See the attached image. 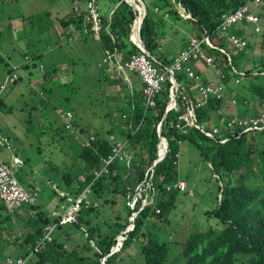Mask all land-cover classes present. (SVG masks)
<instances>
[{
	"label": "trees",
	"instance_id": "1",
	"mask_svg": "<svg viewBox=\"0 0 264 264\" xmlns=\"http://www.w3.org/2000/svg\"><path fill=\"white\" fill-rule=\"evenodd\" d=\"M110 1L117 6L113 12L105 14L101 11L103 21L98 38L103 52L109 50L113 53V60L106 63H111L114 69L117 64L123 65L142 50L136 36L139 21L136 20L139 16L137 7L126 0ZM136 1L144 13L140 37L156 66L165 68L173 60V56L160 51L159 35L162 31L158 24L167 17L188 21L191 24L190 33L199 39L206 35L214 45L209 47L204 42L203 50L221 69L219 77L223 75L227 94L232 93L230 98L235 100L233 107L244 111L240 115L253 116L261 111L264 106V53L254 61L247 52L251 47L248 42L238 49L228 40L230 34L246 36L248 24L230 26L224 30L220 24L223 14L244 5L248 13L255 15L260 23L264 18V3H260V0H155L151 6L143 0ZM79 4L82 6H75L78 10H72L58 19L61 31L68 35L65 39L69 38L70 41L76 35L71 30L78 32L77 39L82 37V41L87 40L88 36H95L89 30L90 24L84 16L85 0H79ZM250 26L253 28L252 24ZM184 44L187 46V40ZM23 58L25 63L22 68L29 70L38 61V68L44 71V66L39 62L41 53L25 52ZM197 62L191 59L188 64L193 68ZM2 63L5 62L0 57ZM12 66L0 75V83L6 75L15 72ZM53 67L47 73L50 76L58 73L57 68ZM195 73L198 76L196 81L182 72H175L174 78L178 84L174 91L175 106L165 116L172 85L169 74L155 98L154 106L144 105V85L125 98L120 96L126 100L125 109L117 120V126L107 127L106 133L89 132L80 127L72 112L67 111L71 113L69 121L75 130L94 136L90 147L83 146L75 138V133L70 134L66 128V113L63 116V128L55 129V134H59L58 129L65 130L69 140L78 144L75 154L77 165H72L71 171L62 174L63 185L73 189V199L65 214L69 222L60 224L59 217L50 218L37 204L29 205L34 216L26 215L24 226L27 229L21 235L14 234L12 239H7L15 254L6 255L2 264H6L7 258L15 261L27 256L26 264H264V129L235 131V134L227 131L213 139L192 124L194 121L195 124H202L207 120L224 125L230 118L226 114L219 123L222 113L218 111L223 106V99L210 95L204 104L195 106L198 100L196 85L208 83L203 73L198 70ZM236 79L238 83H235ZM114 82L119 84L120 81L116 79ZM3 104L0 97V109ZM190 104L194 105L193 118L188 114ZM186 117L194 121H185ZM177 124L180 126L177 127ZM122 126L124 128L117 131L116 128ZM115 132L121 135L125 144L119 155L108 160L113 155ZM111 134H115L114 139L109 138ZM220 137L227 140L221 142ZM161 140L166 150L154 164ZM185 140L196 147L217 176L220 196L218 200L216 198L217 204L211 210V215L219 220L222 227H208L190 233L182 241L177 255L172 257L170 241L162 239L158 230L170 221L168 214L176 208L179 193L187 189V183L179 177L178 170L180 145ZM179 180L186 183L184 191L166 189ZM140 187L146 188L140 191ZM104 204L108 205L111 215L102 216L103 226L99 227L94 219L98 218L99 208ZM1 210L6 211L0 203ZM5 218H9L8 213ZM53 223L57 224L58 233L43 248L29 255V248ZM68 225L82 228L87 234V242L70 244L74 236L63 227ZM66 243L70 244L69 248ZM133 245L136 257L124 256L123 252Z\"/></svg>",
	"mask_w": 264,
	"mask_h": 264
},
{
	"label": "rangeland",
	"instance_id": "2",
	"mask_svg": "<svg viewBox=\"0 0 264 264\" xmlns=\"http://www.w3.org/2000/svg\"><path fill=\"white\" fill-rule=\"evenodd\" d=\"M73 1L0 0V57L7 63L0 64V75L14 64L12 68H17L21 76L19 81L8 85L1 93L4 104L0 109V135L6 141L1 157L8 160L14 157L12 155H17L16 163H13L12 159L9 160L27 190L30 180L26 179L25 174L35 170L31 181L38 191L36 204L50 218L59 217L60 224L69 222L65 214L73 199V189L63 185L62 174L77 165L75 154L78 144L69 140L65 130L58 129L59 134H55V129L63 126V116L70 111L79 121L80 127L89 132H104L109 126H117L122 112V93L118 90L114 78L105 81L97 76L98 64L102 60L97 42L85 40L78 45L76 35L75 42H59L55 36L57 34L54 28L59 24L55 18L57 11L59 15L66 14L71 10ZM143 1L152 6L155 0ZM260 3L263 4L264 0H260ZM98 4L102 12H106V9L110 12L117 6L110 0H98ZM59 7L64 9L62 13ZM259 26V32H255L250 25L246 26V36H241L244 43L246 41L251 45L247 52L254 61L264 53V18ZM158 28L162 31L159 35L161 49L170 56L186 49L184 41L193 35L189 32L191 24L185 20L167 17L163 23L158 24ZM59 29L61 31L60 27ZM25 52L41 53L39 62L44 66V71L39 70L38 61H35L36 64L29 70L22 68ZM57 62L66 66L69 73L66 74V71L58 66L60 74H47ZM107 65L111 67V63ZM72 68L74 70L71 72ZM193 69L200 73L204 71L208 81L217 80L216 74L221 72L218 66L213 68L203 65L200 61ZM230 94L232 96V93ZM230 94L228 97H231ZM230 107L224 104L221 110L225 109L229 114H233V111L238 114L244 112L235 108H232V111ZM261 108L264 110V106ZM115 134L117 140L122 139L118 132ZM179 153V177L185 179L187 189L186 192L179 193L176 208L168 214L170 221L158 230L162 239L170 241L172 257L177 255L182 241L190 233L208 227H222L219 220L211 215V210L215 208L220 196L217 176L212 173L207 160L202 159L196 147L188 140L181 143ZM99 211L100 215L94 222L102 227V216L106 214L108 217L111 212L107 204L100 206ZM33 212L29 204H23L11 216L6 211H0V264L6 255L15 254L7 239H12L14 234L21 235L27 229L14 215L22 216L25 220L26 215L34 216ZM7 213L9 218L6 219ZM63 227L74 236L70 244L87 242V234L82 228L69 225ZM58 230L59 228L55 230V234ZM70 244L66 243V247L69 248ZM123 255L136 257L135 246L128 247Z\"/></svg>",
	"mask_w": 264,
	"mask_h": 264
},
{
	"label": "built area",
	"instance_id": "3",
	"mask_svg": "<svg viewBox=\"0 0 264 264\" xmlns=\"http://www.w3.org/2000/svg\"><path fill=\"white\" fill-rule=\"evenodd\" d=\"M258 1V0H255ZM78 10V8H76ZM83 12L86 21L90 24V31L98 37L99 31L102 29V21L103 16L98 4V0H85V5H83ZM244 24H248L253 26L254 30L258 32L260 30L259 19L248 13L247 6H241L237 10L228 12L222 15V22L220 24V28L224 30L230 26H244ZM228 40L234 44V46L238 49H242L246 41L244 43V39L241 36H237L235 34H230L228 36ZM206 42L209 47H214V45L210 42L208 36H204L199 39L196 36H192L188 40V45L186 49H182L178 52L171 62V64L165 68H160L156 66L153 62V58L149 57L145 52H141L139 54L133 55L128 61L124 62L123 65H118V68L123 70H127L130 72H135L141 79L143 83V96H144V105L154 106L155 98L157 94L162 90L163 84L166 80L167 75H172L174 77L175 72H182L188 76L191 80H198V76L196 75L194 69L191 65H189V61L191 59L202 61L206 65H209L213 68H216V64L213 61V58L207 55L203 50V44ZM113 53L109 50H106L102 63L110 62L113 60ZM27 59V58H25ZM155 61V60H154ZM100 65V64H98ZM41 68V67H40ZM219 74V73H217ZM222 76L218 77L217 80L213 82H208L206 84H197V94L198 100L195 101V106L198 107L204 104L210 95H213L216 99L226 98V88L225 84L222 81ZM19 79V74L17 72V68H15V72L6 75L3 82L0 83V89H4L7 84H14ZM174 79V78H173ZM171 80V78H170ZM237 81V80H236ZM172 85L170 87V93L174 92L177 89L178 84L171 81ZM232 103L234 101L232 100ZM175 104L173 105V107ZM191 106V108H190ZM194 105L190 104L188 106V114L194 117L192 107ZM172 107V108H173ZM166 109V108H165ZM170 110V109H169ZM168 110V111H169ZM165 112V111H164ZM167 113V112H166ZM71 118V113L66 112L64 117L66 128L69 129L70 134L75 133V138L80 140V143L83 146H91V142L94 140V136L91 134L85 135L83 133L75 130L74 127L70 124L69 119ZM185 121H194L190 120L189 117L185 118ZM196 127H198L202 132H204L207 136L215 139V136H220L222 133H226L227 131L231 134H235V131H248V130H262L264 129V110L259 111L256 115H232L227 120L222 128L212 126L208 127L204 123L195 124V121L192 123ZM177 127L180 125L177 124ZM110 139H114V135H109ZM227 140L225 137H220V141L224 142ZM124 142L122 140H117L112 148L113 155L109 156L108 160L113 159L115 156L119 155L120 151L124 146ZM3 146V139L0 137V148ZM108 162V161H107ZM16 163V161H13ZM99 173H96L98 175ZM146 188V187H145ZM145 188H139V190H144ZM175 188L179 191H184L186 188V183L182 180L177 181L172 186H167L166 189ZM38 193L33 190H27L24 188L20 180L16 175V170L12 166V164H8L3 158L0 156V203L5 207V209L9 213L15 212L19 209L23 204L32 205L36 202ZM53 230V226H48L43 235L36 241L35 245L31 249L30 254L36 252L43 248L48 241L52 239L51 232ZM26 258L19 257L15 261L12 258L6 259V264H26Z\"/></svg>",
	"mask_w": 264,
	"mask_h": 264
},
{
	"label": "crops",
	"instance_id": "4",
	"mask_svg": "<svg viewBox=\"0 0 264 264\" xmlns=\"http://www.w3.org/2000/svg\"><path fill=\"white\" fill-rule=\"evenodd\" d=\"M82 6V5H80L79 4V0H74L73 2H72V6L70 7L71 8V10H69L68 12H70V11H72V10H76V7L75 6ZM59 11H60V13H62L63 11H64V9H62V7H59ZM67 12V13H68ZM111 12H113V9L111 10ZM105 14L106 13H108V10L106 9V12H104ZM18 16V15H17ZM17 16H14V17H17ZM61 16H63V15H59V12L57 11V13H56V16H55V18H56V20H58ZM16 19H18V18H16ZM56 28H58V30L56 29ZM56 28H54L55 29V31H56V34L57 35H55V34H52V35H55V36H57V38H58V41L59 42H61V40L64 42H69L70 40H69V38H67V39H65L68 35L66 34V32H63V30L62 31H59V26H58V24H56ZM20 31V30H19ZM72 31V34H76V35H79V34H77L78 32H76L75 30H71ZM0 32H1V30H0ZM87 33V32H86ZM87 35V34H86ZM88 36V35H87ZM192 36H194V35H192ZM206 36V35H205ZM87 40H90V41H92V42H97V44L100 46V43H99V38L98 37H96V36H88L87 38H86ZM75 39H73L72 41H70V42H75L74 41ZM77 40V42L76 43H78V45H81V41H82V37H80V38H78V39H76ZM188 40L189 39H187V45H188ZM185 45V44H184ZM203 48V47H202ZM100 50H101V56H102V59H103V54H104V52H103V50L101 49V47L99 48ZM162 49L160 48V51H161ZM182 50V49H181ZM180 50V51H181ZM179 51V52H180ZM204 52L206 53V51L204 50ZM177 54V53H176ZM176 54H174V55H172L173 57L176 55ZM207 54V53H206ZM208 55V54H207ZM170 56V55H169ZM99 61V60H98ZM101 62H102V60L100 61V65H98V66H102V67H99L97 70H98V77H100L101 79L103 78V79H105V81L107 80L108 81V78H114V80H116V79H119V84H117V88H118V90L119 91H121V93H122V96L121 97H124L125 98V96L126 95H128V94H130V93H132V92H134V91H136V90H139L142 86H143V83H142V81H141V79H140V77L135 73V72H130V71H127V70H123V69H121V68H118L117 66L113 69V67H110V66H108L107 65V63H104V64H101ZM25 63V62H24ZM116 63V62H115ZM58 64V65H57ZM55 66L53 67V68H57V71H58V73H59V69L61 68H63V71L65 72L66 71V74L67 73H69L68 72V68L66 67V66H64V65H62V64H60V62H57V63H55L54 64ZM60 65H62V66H60ZM204 65V64H203ZM58 66L60 67L59 69H58ZM105 66H107V68H105ZM200 66H201V64H200ZM40 68V67H39ZM199 68V67H198ZM105 69H107V70H105ZM40 70H43V68H40ZM74 70V68H72L70 71L72 72ZM117 70V71H116ZM60 74V73H59ZM203 74H204V71H203ZM218 77H219V74H216ZM20 76V75H19ZM206 78H208V76H206V75H204ZM21 77V76H20ZM209 80H211V79H209ZM237 80V81H236ZM235 80V83H238V79H236ZM19 81V80H18ZM215 81V80H214ZM208 82H213V81H208ZM224 82V81H223ZM108 84H110V82H108ZM116 84V83H115ZM224 84H225V82H224ZM8 85H12V84H7L6 85V87L4 88V89H0V97H1V93H2V91L3 90H5L7 87H8ZM106 85V84H105ZM192 89L194 88V87H191ZM225 88L227 89V86H226V84H225ZM197 94V93H196ZM211 96H213V95H211ZM229 96V94H227V92H226V98L227 99H225V98H222L223 100H224V103H223V105L225 104H227V103H231L232 105H234V103H235V100H233V99H231L230 97H228ZM214 97V96H213ZM123 99V98H122ZM121 99V106H120V109H121V111H123V109H125V106H126V100L124 101V100H122ZM197 99V98H196ZM232 100L234 101V103H232ZM235 107V106H234ZM234 107H232V108H234ZM222 108V107H221ZM231 108V110L233 111V109ZM236 109H237V107H236ZM262 109V108H261ZM218 112H220V113H222V117H221V120H220V122L219 123H221V121L222 120H224V115L227 113L226 112V110L225 109H223V110H219ZM228 114V117H230V116H232V115H234V114H236V115H240V114H238L236 111H233V114H229V113H227ZM205 125L207 124V126H209V127H212V126H216V127H219V128H222L224 125H216V124H214V121L213 122H208L207 120L206 121H204L203 122ZM124 128V126H122V127H120V128H116L117 129V131H120V129H123ZM111 135H114V134H111ZM0 137H1V135H0ZM2 138V137H1ZM3 139V138H2ZM6 145V141H4V139H3V146L0 148V156H1V152L3 151L2 150V148H4V146ZM12 156H14L13 158H9V156H6V157H8L9 159H12L13 161L17 158V155L15 154V155H12ZM6 160V158L4 159L3 158V160L4 161H6L8 164H10L11 162V160ZM12 161V162H13ZM49 167H50V165H49ZM35 172V170L34 171H31V172H27L26 174H25V177H26V179L28 178L29 180H30V182H28L27 183V185L29 184V190H33V191H35V192H37L38 193V191H37V189L34 187V185H33V182L31 181V175H34L33 173ZM16 175H17V173H16ZM19 180H20V178H18ZM20 182H21V180H20ZM22 183V182H21ZM38 197V196H37ZM36 201H37V199H36ZM34 204H36V202L34 203ZM33 205V204H32ZM6 210V209H5ZM7 211V210H6ZM8 212V211H7ZM9 213V212H8ZM10 214H14V212L13 213H10ZM14 217H15V219L17 220V221H22L23 223H24V219H22V216H20V217H18V216H15L14 215ZM11 220H13V218L11 219ZM48 226H53V230H52V232H51V236H52V238H53V235L55 234V232H54V230H56L58 227H57V224H55V223H53V224H49ZM47 226V227H48ZM46 227V228H47ZM46 228H45V231H46ZM42 236V235H41ZM40 236V237H41ZM39 237V238H40ZM38 238V239H39ZM37 239V240H38ZM52 240V239H51ZM50 240V241H51ZM50 241H48V242H50ZM47 244V243H46Z\"/></svg>",
	"mask_w": 264,
	"mask_h": 264
},
{
	"label": "water",
	"instance_id": "5",
	"mask_svg": "<svg viewBox=\"0 0 264 264\" xmlns=\"http://www.w3.org/2000/svg\"><path fill=\"white\" fill-rule=\"evenodd\" d=\"M127 2H129L131 5H135V6H137L138 4H137V1L136 0H126ZM144 12H145V10H144ZM143 17H144V13L141 15L140 14V11H139V16L136 18V20L137 19H139V22H138V26H137V30H136V32H137V34H136V36H137V39H138V41H139V47L141 48V50L143 51V52H145L147 55H149L150 56V53L148 52V50L146 49V47L144 46V44H143V42H142V40H141V37H140V25H141V22H142V19H143ZM136 20H135V23H134V26H133V28L135 27V24H136ZM152 56V55H151ZM174 77H172V75H171V81L173 82V85H175V83H176V81H175V78L173 79ZM175 82V83H174ZM175 104V97H174V92H172V93H170V99H169V101H168V104H167V107H166V109H165V112H164V115L163 116H165L166 115V112H168V110L169 109H171L172 107H173V105ZM161 130V127H159V131ZM160 145H162V151H161V149H160ZM166 150V147H165V145H163V142H162V140L159 142V145H158V153H157V160L154 162V164L156 163V162H158L161 158H162V155H163V152Z\"/></svg>",
	"mask_w": 264,
	"mask_h": 264
},
{
	"label": "bare ground",
	"instance_id": "6",
	"mask_svg": "<svg viewBox=\"0 0 264 264\" xmlns=\"http://www.w3.org/2000/svg\"><path fill=\"white\" fill-rule=\"evenodd\" d=\"M136 7H137L138 11H140V14L142 15V7H141V5H140V6L137 5ZM138 22H139V21H138ZM161 149H162V145H161Z\"/></svg>",
	"mask_w": 264,
	"mask_h": 264
}]
</instances>
